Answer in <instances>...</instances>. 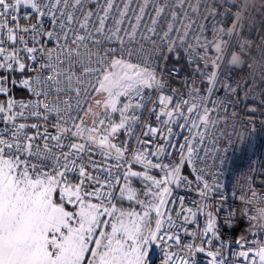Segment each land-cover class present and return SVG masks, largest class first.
I'll return each mask as SVG.
<instances>
[{
    "label": "snow or ice",
    "instance_id": "1",
    "mask_svg": "<svg viewBox=\"0 0 264 264\" xmlns=\"http://www.w3.org/2000/svg\"><path fill=\"white\" fill-rule=\"evenodd\" d=\"M0 264H264V0H0Z\"/></svg>",
    "mask_w": 264,
    "mask_h": 264
}]
</instances>
